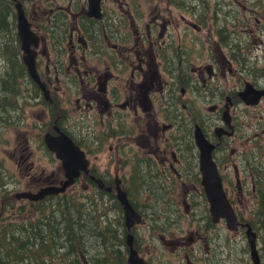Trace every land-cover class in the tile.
<instances>
[{
	"label": "flooded vegetation",
	"instance_id": "flooded-vegetation-1",
	"mask_svg": "<svg viewBox=\"0 0 264 264\" xmlns=\"http://www.w3.org/2000/svg\"><path fill=\"white\" fill-rule=\"evenodd\" d=\"M28 1L26 15L39 37L31 48L40 82L24 59L14 1L0 28V232L50 217L61 227L73 214L78 222L83 202L108 196L121 207L129 251L120 181L143 217L132 232L145 264H254L246 224L258 234L264 264V241L244 214L253 201L250 210L256 209L261 192L264 110L248 124L252 136L243 134L240 115L244 109L255 114L264 103V95L254 105L241 96L248 87L264 89L258 54L264 53V0H99L98 16L90 0H46V11L45 0ZM196 126L215 145L213 158L240 221L235 231L225 220L213 221L201 180L195 182ZM63 135L84 152L87 166L64 192L30 198L25 194L67 180L49 143ZM106 153L122 162L115 176L93 161ZM140 194L152 197L143 208L132 199ZM146 206L163 214L156 221L161 229H153L162 259L144 257L138 247Z\"/></svg>",
	"mask_w": 264,
	"mask_h": 264
},
{
	"label": "trees",
	"instance_id": "trees-1",
	"mask_svg": "<svg viewBox=\"0 0 264 264\" xmlns=\"http://www.w3.org/2000/svg\"><path fill=\"white\" fill-rule=\"evenodd\" d=\"M13 5L12 0H0L1 29L6 27L7 17L13 11ZM195 162L197 167V161ZM262 163L263 167L257 168L261 192L253 213L256 221L252 218L251 221L256 225L260 238L264 241V160ZM195 178L200 183L198 169ZM97 197H100V200L93 205L91 199L96 198L91 196L90 204L102 205L99 209L103 210L107 205L105 196ZM110 201L112 203V199ZM65 205L68 206V201ZM82 206L79 221L76 222V216L73 214L71 221L70 217H64L61 227L58 222L54 223L51 220L52 217L40 219L34 224L25 223L18 230H14V226L2 227L0 264H127L125 256L123 258L125 237L122 235V222L119 216L115 217L113 222L108 220L106 223L103 220L105 215L100 210L96 211L88 202H83ZM117 207L115 209L118 215L121 207L118 205ZM91 209L95 211V221L91 212H88ZM65 210V216L71 214L70 209Z\"/></svg>",
	"mask_w": 264,
	"mask_h": 264
},
{
	"label": "water",
	"instance_id": "water-1",
	"mask_svg": "<svg viewBox=\"0 0 264 264\" xmlns=\"http://www.w3.org/2000/svg\"><path fill=\"white\" fill-rule=\"evenodd\" d=\"M13 1L15 2V8L17 11L18 32L20 38L22 39L23 49L25 51L24 59L35 79L39 81L35 67L36 51L31 48V44H34L35 46L38 45L39 37L31 28V23L28 20L22 1ZM98 1L99 0H90V7L95 13L96 10H98ZM252 93L254 94L251 97H248V95ZM263 95L264 89L254 91L248 87L241 96L247 104L254 105L260 101V98ZM56 140L60 145L56 146ZM62 140H64L63 145L60 143ZM195 141L199 150L198 165L201 186L209 202V209L213 221L219 222L220 220H225L228 229L235 231L238 229L240 221L234 206L227 196L219 167L213 158L215 145L205 137L199 126H196L195 129ZM49 143L50 149L55 151L56 155L63 161V165L67 170V180L62 183V186H50L40 190L36 194H25L32 199H40L48 194L64 192L67 186L74 183L75 178L79 175V169L85 168L88 164V160H83L84 152L81 151L69 137L63 135L62 137L52 139ZM116 183L117 199L123 207L126 227L128 229L126 236V243L129 246L127 264H145L144 258L139 255L137 249L134 247V234L132 232V227L136 223L142 221V216L133 206L127 192L122 189L121 182L117 181ZM107 189L111 190L110 187H107ZM246 226H248V228L245 236L250 246L251 258L254 264H262L257 245L258 234L249 224H246Z\"/></svg>",
	"mask_w": 264,
	"mask_h": 264
},
{
	"label": "rangeland",
	"instance_id": "rangeland-1",
	"mask_svg": "<svg viewBox=\"0 0 264 264\" xmlns=\"http://www.w3.org/2000/svg\"><path fill=\"white\" fill-rule=\"evenodd\" d=\"M58 1L61 4L67 5V1H63V0H58ZM22 2L24 3L25 8L27 9V13L31 12L32 4H30V2L28 0H22ZM45 4H46L45 5V11H46L47 8H50V7H47V5H50V3L49 2L46 3V0H45ZM247 37H249V36H247ZM256 38H260V37L257 36ZM251 41H252V37L250 38V42ZM253 45L256 46L257 44L253 43ZM255 46L252 48V50H254ZM258 54L261 57H264V53L262 51L259 52ZM0 63H1V61H0ZM2 63H4L3 60H2ZM252 65H253V63H252ZM263 65H264V62H261L260 61V66L263 67ZM254 67L260 68L259 65L254 66ZM206 104H208V101H206ZM242 107H244V105ZM261 110H264V103H262L261 105H259V107H257V109L255 110V112H256L255 114H251L249 116V113H247L245 111V109H244V112L240 114L241 115V121L243 122V134L244 133H248V136H252L253 135V133L251 134V132L249 131L248 126L250 125V127H251L253 124H256L258 122L259 115H260L258 112L261 111ZM195 114H199V111L197 109H195ZM246 124H247V127H246ZM250 146H251L250 143L245 144V147L246 148L247 147H250ZM103 156H104V160H93V161H95L98 164V166L100 168L99 169L100 171H104V170L110 169V174L113 173V175L115 176L117 174V172H118L116 170V167H117V169L120 168L122 162L119 163V162H113V160H108V153H106ZM7 166L9 168V170H11L12 167H14L15 165L12 162H9L8 161L7 162ZM195 182H198V181L196 180ZM140 195L141 196L132 197V199L137 203L138 206H140V207L143 208V206L152 197L149 198V197H144L143 194H140ZM110 199H111L110 197L105 196V200L107 202V205L104 206V209L103 210L99 209V208H101L102 205L92 206L90 204V201H87V202L96 211L97 210H100L101 213H103L105 215V217L103 218V220H105L106 223H107L108 220H110L111 222H113L114 221V217H118V216H119V219L122 222V215H121V213H119L118 215L116 213V209L118 208L117 207V204L115 202L114 203L113 202L111 203ZM85 200H87V199H85ZM91 200H93V199H91ZM99 200H100V197H97L96 199L93 200V203L92 204L95 205L96 204V201H99ZM254 200H256V198ZM82 201H84L83 200V197L81 199V202ZM255 204H256V201H253V202H251V204L249 205V207L248 206H245L244 214H245L246 217H249V218L252 217V219L256 221L255 217H253L254 216V214H253L254 211H251L250 210V209H253L254 208V205ZM81 209H83V206L81 207ZM94 209H91L90 211H88V212H91V214L93 216L95 215ZM145 209H147V212H145L146 213V216L144 217L145 220H144V222H142L140 224V229H139L140 230V233H141V236L144 237V241L145 242L140 237L141 242H140V244H139L138 247H139L140 251H142L141 254L144 257H148L150 254H155L157 256H160V258L162 259L161 254H162V251L164 249H162V247H160V239L158 237H155V235L153 233V229L154 230L156 229V231L161 229V228H157L156 227V221L157 222H160L159 221L160 218L157 217V215H160V216L163 217L162 211H159V210L154 211V210H152L154 212V214L152 215V211L148 208V206H146ZM108 212H109V214H108ZM127 231H128V229H127ZM156 236H157V233H156ZM124 237H125V235H124ZM262 244L263 243H260V246L261 247L263 246ZM127 249H128L127 247H124V249H123V254H124L123 255V258L125 256V259H127L128 258V255H129V251ZM150 249L152 250V252L149 253V250ZM79 252H80V247H79ZM143 252L146 253V254H144ZM95 253L96 252L94 251V254ZM170 254L171 253L167 251L164 255H170ZM82 262L84 263V261H82Z\"/></svg>",
	"mask_w": 264,
	"mask_h": 264
},
{
	"label": "bare ground",
	"instance_id": "bare-ground-1",
	"mask_svg": "<svg viewBox=\"0 0 264 264\" xmlns=\"http://www.w3.org/2000/svg\"><path fill=\"white\" fill-rule=\"evenodd\" d=\"M143 218V217H142ZM123 263V262H122Z\"/></svg>",
	"mask_w": 264,
	"mask_h": 264
}]
</instances>
